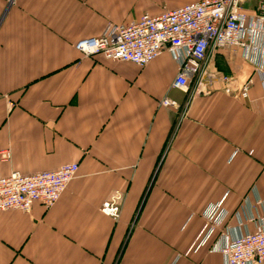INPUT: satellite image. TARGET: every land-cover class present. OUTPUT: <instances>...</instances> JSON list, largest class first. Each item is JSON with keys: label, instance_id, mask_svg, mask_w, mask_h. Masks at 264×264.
Segmentation results:
<instances>
[{"label": "crops", "instance_id": "0c3cea01", "mask_svg": "<svg viewBox=\"0 0 264 264\" xmlns=\"http://www.w3.org/2000/svg\"><path fill=\"white\" fill-rule=\"evenodd\" d=\"M198 1L0 0V178L79 165L51 209L0 212V264H225L227 243L264 227V86L244 51L210 54L206 71L252 80L246 99L204 75L207 93L174 88L167 51L139 67L75 49Z\"/></svg>", "mask_w": 264, "mask_h": 264}, {"label": "built area", "instance_id": "2783aa9c", "mask_svg": "<svg viewBox=\"0 0 264 264\" xmlns=\"http://www.w3.org/2000/svg\"><path fill=\"white\" fill-rule=\"evenodd\" d=\"M75 49L86 58L103 56L107 60L139 67L149 65L167 51L179 66L173 87L194 94L209 92L202 82L203 75L211 83L221 79L226 83L228 93L238 91L236 82L230 77L208 74L206 63L210 54L218 50H242L264 86V0H201L159 16L145 15L138 21L109 24L101 35L80 40ZM195 80L197 87L192 89ZM252 83V80L248 81L239 90L242 98L248 97ZM162 104L179 108L170 99H165ZM0 159L10 161L11 151H2ZM78 171L79 165L72 163L57 171L32 175L13 172L0 178V212L18 210L30 214L35 203L51 209ZM122 203L123 194L116 192L103 204L101 211L118 219ZM220 208V205L211 206L205 213L210 224L220 222ZM213 229L212 226L210 232ZM219 252L224 256L225 264H264V227L227 243Z\"/></svg>", "mask_w": 264, "mask_h": 264}]
</instances>
